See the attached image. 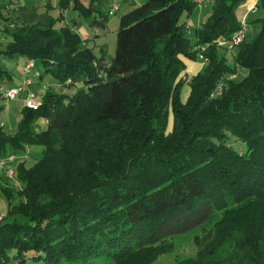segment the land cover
Here are the masks:
<instances>
[{"label":"trees","instance_id":"obj_1","mask_svg":"<svg viewBox=\"0 0 264 264\" xmlns=\"http://www.w3.org/2000/svg\"><path fill=\"white\" fill-rule=\"evenodd\" d=\"M103 1L56 2L104 28ZM247 1L212 0L208 18L187 32L180 14L190 16L204 0H146L120 16L109 59L82 40L78 19L57 26L61 18L48 12L41 21L13 1L0 4L2 31L11 38L0 56L21 64V85L3 86L13 70L0 66V87L18 89L13 99H23L14 132L4 129L0 106V157L14 160L42 146L32 166L15 163L20 189L1 185L7 210L0 216V264H116L140 252L150 263L172 236L218 213L197 254L176 262L209 264L210 248L229 234L224 223H238L240 212L256 214L260 225L239 223L250 232L242 233L235 264H264V217L255 212L264 196V0L239 18L236 7ZM19 8L31 12L20 23L10 20ZM241 29L245 38L231 50L218 43ZM196 45L206 46L207 62L181 97L184 60L200 61ZM37 64L55 82L42 83ZM30 93L36 107L24 102Z\"/></svg>","mask_w":264,"mask_h":264},{"label":"rangeland","instance_id":"obj_2","mask_svg":"<svg viewBox=\"0 0 264 264\" xmlns=\"http://www.w3.org/2000/svg\"><path fill=\"white\" fill-rule=\"evenodd\" d=\"M10 1H13L15 3L14 5L10 4L11 6H23L27 10L31 12L37 13L34 16L35 20H41L44 21L46 19V14L53 17H60L61 19L57 21L56 25H60L62 23L68 22L71 18H76L80 21V29L79 33L82 35V40H86L88 46L94 47V53L96 55L100 54V50L103 49L106 54V59H109L113 56L114 50H115V39H116V31L118 29V22L120 16L131 9L132 7L136 5H140L141 3L145 2L146 0H104L103 5L101 6V11L104 14L108 15V22L106 23L104 28L96 27L95 25H92V18H85V17H79L77 12L72 10L71 7L65 8L60 10L59 6H57V0H0V4H6ZM89 0H82L83 3L88 4ZM49 3V4H47ZM211 3L212 0H204L201 7H196L189 16L187 10H183L179 17V24L186 23L192 30L196 26H198L199 22L205 21L211 12ZM114 5L118 6L117 10H114ZM25 8H19L18 10H15V13L12 14L10 17V20L13 19L14 22L20 23L23 19L29 18V14H31L29 11H27ZM236 15L239 18H242L243 14L247 12V8L244 4L239 5L236 7ZM46 13V14H45ZM251 13V14H250ZM247 18V22L249 19L256 17L259 15V12H250ZM5 26L4 23L0 22V47L4 48L7 42L11 40L9 34L2 31V28ZM8 26V25H7ZM10 27V26H9ZM248 31H252L250 27H248ZM95 33V34H94ZM88 34V36H87ZM94 34V35H93ZM250 34V33H249ZM248 34V36H249ZM93 35V36H91ZM91 36V37H90ZM88 39V40H87ZM198 46V45H196ZM195 46V47H196ZM197 50L196 48H194ZM228 60L231 62L232 58L230 53L227 54ZM185 59V57H183ZM186 63V69L185 72L192 73L195 70L193 69V66L196 64L193 60H184ZM199 62H197V68H200ZM0 66L3 69H9L13 70V73L11 75V78L4 77L1 79V84L5 87H10L11 82H13L16 85H21V64L18 63V60H14L13 58H8L4 56H0ZM36 70L41 71L44 73V76L42 77V83L43 82H55V78L51 75L50 72L45 73L42 65L37 64L35 67ZM184 72L181 73L183 75ZM185 75L188 77L185 80ZM191 75L184 74L183 76H180L183 80H185V84L181 88V97H186L188 93V86L187 84L190 83ZM82 86V85H81ZM72 90V89H71ZM23 101L22 98L19 96L16 97V99H8L3 98L0 99V106H3L5 108L3 113L2 120L5 122L4 129L9 132H14L16 130L17 124L21 118V113L18 110V102ZM39 99L37 98V103H39ZM22 103V102H21ZM43 121V120H41ZM169 122H171V119L169 118ZM234 148H238L241 146L242 148L245 147L244 143L239 141H233L232 143ZM42 146L41 145H32L29 152L25 154H19L16 155L15 159L9 163V167L12 169L15 166V163L18 161H24L25 166L29 167L32 166L33 163L41 157L42 155ZM11 185L14 186L16 189H20L22 187V182L17 180L16 178H8L6 176V172L2 167V164L0 163V216L3 215L7 210V201L5 196L2 193L1 185ZM264 196L257 197L258 198V206L255 212H259V214H262L264 217ZM256 198V199H257ZM235 213L234 211L231 212V214ZM241 214V212H240ZM238 215V223H235L234 220L229 219L228 222L224 223V227L227 231H229V234L225 235L222 239L220 244L218 246L210 248V251L208 252V263L209 264H235L238 256H241L242 251H240V244L241 239L244 238L243 232L247 231L250 232V229L245 227L244 225L239 224L241 221L242 223H250L253 222L252 229L256 228V223L260 225V221L256 219V214H252L250 212L244 213L240 216ZM221 217V214H216L213 220H216L217 218ZM212 221H208L203 223L201 226L196 227L186 233L178 234L172 236L171 243L167 246L165 250L157 252L151 259L150 263H147L148 260L146 258L148 257V253H139L137 256L138 258H126L123 261H119L116 264H176L177 260L186 258V257H192L197 254V249L199 243V237H201L202 232H205L207 228L211 227ZM262 225H264V220H262ZM258 227V226H257ZM197 238V241L195 239ZM209 238V237H208ZM203 240V239H202ZM201 243V241H200ZM1 264H16L15 262L9 261L4 262ZM61 264H109V261L103 258H96L91 259L87 262H62Z\"/></svg>","mask_w":264,"mask_h":264},{"label":"built area","instance_id":"obj_3","mask_svg":"<svg viewBox=\"0 0 264 264\" xmlns=\"http://www.w3.org/2000/svg\"><path fill=\"white\" fill-rule=\"evenodd\" d=\"M194 2H196L198 5L202 2V0H193ZM255 3L256 0H254L252 3H248L246 8L248 11H252L255 8ZM244 22V17L242 19V24ZM187 32L190 31V28L187 25ZM245 38V31L243 29L235 32L232 37L228 40H224V39H219L217 40L219 44H226L227 45V49L231 50L233 48L234 45H237L238 43H240L241 41H243ZM197 49V56L198 59L204 64L205 62H207V57L203 54V51H205L206 46L205 45H198L195 47ZM32 66V62H29L26 66V71H29L28 69H30V67ZM237 74H232L230 76V78H234ZM185 78V77H184ZM223 87V83L220 82L216 88L215 93L212 94L213 95H218L220 94L221 90ZM18 89L14 88V89H10V90H6L3 87H0V94L8 99L14 98V95L17 93ZM25 104L29 107H36V101H35V94L30 93L26 99L24 100ZM2 124V122L0 123ZM14 155L13 154H8L5 157H0V163L2 164L3 169L6 172V176L8 178H14V173H13V169L11 167H9L6 163L7 161H11L13 160Z\"/></svg>","mask_w":264,"mask_h":264},{"label":"crops","instance_id":"obj_4","mask_svg":"<svg viewBox=\"0 0 264 264\" xmlns=\"http://www.w3.org/2000/svg\"><path fill=\"white\" fill-rule=\"evenodd\" d=\"M247 4H248V1L247 2H245L244 3V5L245 6H247ZM31 13V12H30ZM29 15H31V14H29ZM196 64L193 66V69L194 70H196V69H199V68H197V62H199L200 64H199V66H201V64H202V62L201 61H194ZM184 72V74H189V75H191L192 73H187V72H185V70L183 71ZM20 98H21V96H20ZM20 104H21V102H18V107L20 106ZM10 163V161H7V165ZM9 166V165H8Z\"/></svg>","mask_w":264,"mask_h":264},{"label":"bare ground","instance_id":"obj_5","mask_svg":"<svg viewBox=\"0 0 264 264\" xmlns=\"http://www.w3.org/2000/svg\"><path fill=\"white\" fill-rule=\"evenodd\" d=\"M254 0H248V3L250 4V3H252Z\"/></svg>","mask_w":264,"mask_h":264}]
</instances>
